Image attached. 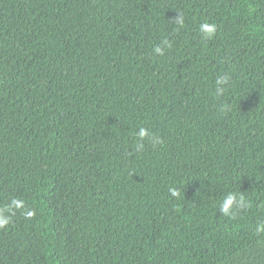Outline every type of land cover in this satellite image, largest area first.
Wrapping results in <instances>:
<instances>
[{
  "label": "trees",
  "instance_id": "16d2710c",
  "mask_svg": "<svg viewBox=\"0 0 264 264\" xmlns=\"http://www.w3.org/2000/svg\"><path fill=\"white\" fill-rule=\"evenodd\" d=\"M0 213V264H264V0H0Z\"/></svg>",
  "mask_w": 264,
  "mask_h": 264
},
{
  "label": "clouds",
  "instance_id": "9594fccd",
  "mask_svg": "<svg viewBox=\"0 0 264 264\" xmlns=\"http://www.w3.org/2000/svg\"><path fill=\"white\" fill-rule=\"evenodd\" d=\"M200 32L203 34V36L205 38H210L215 32V26L213 24L203 23L200 25ZM164 45L170 47V45L168 44L167 41H164ZM154 53H156L158 55H163L164 54V47H162V46L155 47ZM216 83L218 86L226 85L228 83V77L225 76V77L218 78ZM223 91H224V89L222 87L217 88V94H221ZM136 136L138 137V139L140 141H144L145 139H151V141L154 145L162 143V141L160 140L159 137L150 136L149 131L143 127H141L138 130V132L136 133ZM142 147H143L142 143L137 144L138 149H141ZM169 191H170V194L172 196L177 195V192L175 190L170 189ZM12 204L15 208H21L23 206V202L18 201V200H13ZM233 205H236L239 208H245L248 206L246 204V202L244 201L243 197H240V199L237 200L236 195L230 193L226 196V198L224 199V202L222 204L221 211L223 212V214L230 215L231 210L233 208ZM33 215H34L33 211H28L26 213V216L29 218H31ZM8 223H9V219L7 217H5L2 213H0V228H5L8 225Z\"/></svg>",
  "mask_w": 264,
  "mask_h": 264
}]
</instances>
